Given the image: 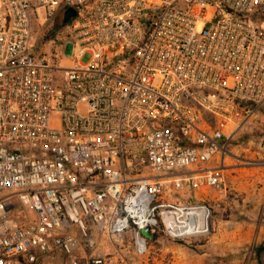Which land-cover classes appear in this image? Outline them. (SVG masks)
<instances>
[{
  "label": "built area",
  "instance_id": "2783aa9c",
  "mask_svg": "<svg viewBox=\"0 0 264 264\" xmlns=\"http://www.w3.org/2000/svg\"><path fill=\"white\" fill-rule=\"evenodd\" d=\"M262 109L264 0H0V264L210 236L231 162L264 167L232 152Z\"/></svg>",
  "mask_w": 264,
  "mask_h": 264
},
{
  "label": "rangeland",
  "instance_id": "374dc122",
  "mask_svg": "<svg viewBox=\"0 0 264 264\" xmlns=\"http://www.w3.org/2000/svg\"><path fill=\"white\" fill-rule=\"evenodd\" d=\"M49 26L50 23H47L45 27ZM45 39L48 38L45 37ZM42 48L39 46L38 49ZM71 50L72 47L68 45L67 56L71 54ZM89 58L90 56L86 55L83 61L87 62ZM257 117L254 123L248 124L235 136L233 153L242 157L264 159V109ZM199 195L205 196L203 192L198 193ZM210 197L215 199L216 195L213 193ZM226 199L222 207L216 211L213 233L191 243L176 242L159 236L157 241L150 245L148 252L139 255L133 245L122 244L123 240L132 241L131 235L112 238L101 228H95L91 231L89 241H83L84 248L89 254L107 256L111 264H121L117 261L120 248L126 249L128 260L124 264H220L212 261L211 247H208V243L213 237L224 233V228L229 225L225 224L227 221L231 223L233 231L243 224L248 228L250 239L255 240L259 237L261 226L264 224V167H240L234 177L230 174ZM240 232V230L237 231L238 236ZM142 234L148 238H154L148 229L143 230Z\"/></svg>",
  "mask_w": 264,
  "mask_h": 264
},
{
  "label": "crops",
  "instance_id": "0c3cea01",
  "mask_svg": "<svg viewBox=\"0 0 264 264\" xmlns=\"http://www.w3.org/2000/svg\"><path fill=\"white\" fill-rule=\"evenodd\" d=\"M67 47L68 45L63 46L62 50L65 53L63 64L68 66L70 65L68 58L71 54L69 56L66 55ZM256 118L258 117H255L254 120ZM231 166L233 169L230 174L234 177L239 168H235V163L233 162H231ZM211 194L213 193L198 196L197 193L196 199H209L211 198ZM225 224L229 225H226L227 227L224 228V233L213 237L208 243V247H211L210 256L212 257V261L219 262L220 264H264V224L261 226L259 237L255 240L249 238L248 228L245 225L242 224L233 231L230 222L227 221ZM239 230L241 232L238 236L237 231Z\"/></svg>",
  "mask_w": 264,
  "mask_h": 264
},
{
  "label": "water",
  "instance_id": "95a60500",
  "mask_svg": "<svg viewBox=\"0 0 264 264\" xmlns=\"http://www.w3.org/2000/svg\"><path fill=\"white\" fill-rule=\"evenodd\" d=\"M75 16H76V12H75V10H74V9H69V10L66 12V14H65V18H64L63 22H64L65 24H67V23L70 22L71 19H72L73 17H75Z\"/></svg>",
  "mask_w": 264,
  "mask_h": 264
}]
</instances>
